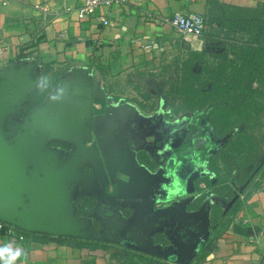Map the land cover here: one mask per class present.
<instances>
[{
    "label": "water",
    "instance_id": "95a60500",
    "mask_svg": "<svg viewBox=\"0 0 264 264\" xmlns=\"http://www.w3.org/2000/svg\"><path fill=\"white\" fill-rule=\"evenodd\" d=\"M40 69L33 58L0 68V221L30 233L105 239L158 259L191 264L212 235L213 209L203 198L201 181L208 177L213 183L216 173L202 167L201 155H194L208 143L206 136L193 132L186 140L192 152L189 165L163 168L132 136L124 150L105 142L120 130L116 124L99 129L115 112V98L92 76L60 79L39 106L27 110L43 83ZM95 101L105 102L104 114L96 113ZM121 105L139 112L130 102ZM173 149L172 157H182L179 148ZM177 180L182 192L173 195ZM80 196L94 199L89 217L77 214ZM94 221L102 226L99 232L92 230Z\"/></svg>",
    "mask_w": 264,
    "mask_h": 264
},
{
    "label": "crops",
    "instance_id": "0c3cea01",
    "mask_svg": "<svg viewBox=\"0 0 264 264\" xmlns=\"http://www.w3.org/2000/svg\"><path fill=\"white\" fill-rule=\"evenodd\" d=\"M207 1L130 0L110 8L99 7L94 15L80 17L85 0H0V40L8 45L0 55V68L33 58L41 65L43 81L58 83L64 77L84 78L85 74L99 80L110 93L109 83L125 72L149 66L171 51L197 48L198 37L179 32L163 19L177 11L205 14ZM220 1L252 8L264 5V0ZM99 15L108 16L110 24L103 25ZM138 109L134 115L148 118L155 111L162 116L166 112L162 108ZM185 119L180 115L173 122ZM162 153L155 157L163 168L178 169L179 163H191L190 158L172 157L171 151ZM186 162L185 166L189 165ZM201 187L203 191L211 189L204 180ZM211 194L217 202L224 201ZM219 225L205 257L197 256L191 264L260 262L264 254V165L241 193L238 207ZM35 234L38 236L20 240L17 234L0 232V264H122L126 258L122 245L90 248L62 236L45 239L43 234ZM17 251L20 256L13 260ZM210 254L211 260L207 259ZM152 264L177 263L160 259Z\"/></svg>",
    "mask_w": 264,
    "mask_h": 264
},
{
    "label": "trees",
    "instance_id": "16d2710c",
    "mask_svg": "<svg viewBox=\"0 0 264 264\" xmlns=\"http://www.w3.org/2000/svg\"><path fill=\"white\" fill-rule=\"evenodd\" d=\"M208 30L203 37L217 45L213 51H190V55L176 66L174 78L160 106L166 115L176 118L186 115L191 124L209 127L216 153L210 166L218 182L209 183V191L228 203L240 188L255 178L262 169L264 158V5L256 8L208 0L204 14ZM56 82L43 81L26 109L39 106ZM247 184L246 188L248 187ZM77 214L92 213L94 199H76ZM239 200L224 214V204H212V234L219 224L234 211ZM26 237L38 236L24 231ZM46 238L48 234H43ZM212 236V235H211ZM90 248L111 246L98 240L61 237ZM211 238V237H210ZM207 244L198 259L205 257ZM122 264H152L160 259L124 248Z\"/></svg>",
    "mask_w": 264,
    "mask_h": 264
},
{
    "label": "flooded vegetation",
    "instance_id": "af4514ba",
    "mask_svg": "<svg viewBox=\"0 0 264 264\" xmlns=\"http://www.w3.org/2000/svg\"><path fill=\"white\" fill-rule=\"evenodd\" d=\"M109 94L113 95L111 92ZM114 98H115V112H112L107 116L108 117L107 120L99 126V129H102L105 126V124L106 125L116 124L117 128H120V130H117L116 137L107 135V137L105 138L106 143L112 141V143H114L118 148L124 150L127 148V143H125L126 140L128 138L134 137L137 140V144L139 146L143 145L147 147L148 152L154 156L158 155L161 152H163L162 154H164V152H167L169 154L172 146H178L179 150L182 152L181 156L184 157V160H186L185 158H187L188 152L189 154H192L190 150V146L188 145L186 140L190 139V137L192 136V133L194 132L197 134V137L206 136V138L208 139V143L206 144V146L203 149L199 150L198 153L194 155L196 156L203 155V158H200L201 163L203 164L202 167H207L211 169L209 158L215 155L216 144L211 151H208L211 149L212 144H214V142L211 144V139L213 138L212 136H210L209 127L208 129H205L206 131H204V132H207L208 134L207 133L202 134L203 130L201 129V126H198L196 123L191 124L189 122V118H186L183 121H178L177 123H174L173 121L175 120V118H172L171 116H167L165 111H164V116H162L160 113L155 111L151 113L152 115L149 114L153 116V117L149 116V118L147 116L143 117V115L142 117L139 115H134L131 112H127V109L121 105V103L127 101L126 99L117 98L115 96ZM100 103L101 105L99 109H96V113L104 114L106 112V104L104 101H100ZM132 104L136 105L138 108H142L141 106L135 103H132ZM158 108L164 109L163 106H160ZM25 115L26 113H23L21 117L24 118ZM151 120L153 122H151ZM146 137L149 138L150 140L148 139L149 141H147L145 139ZM54 145H57L61 147L62 149L66 148V146L58 142H55ZM185 162L186 161H184V164L179 163L178 169H183V167L185 166ZM187 164L189 163L186 162V165ZM215 181L218 182V179L216 178L214 182ZM206 183L207 184L212 183L210 178L208 177L206 178ZM209 189L210 188H207L206 191H209ZM211 195L212 194L210 192L208 194V204L212 205V204H217V203H223L224 204L223 208L225 209L227 203L224 201L217 202V200L211 198L212 197ZM88 198L91 200L93 199L92 197H88ZM77 199H79V197ZM219 199L223 200L222 198H219ZM94 206H95V202L93 203L92 212L94 210ZM102 214L103 216H106V214L103 213V211H102ZM91 215L92 213H89L86 215V217L87 216L89 217ZM101 228L102 226L100 225V223L94 221L92 230L95 232H99ZM103 241H106V240L104 239Z\"/></svg>",
    "mask_w": 264,
    "mask_h": 264
},
{
    "label": "rangeland",
    "instance_id": "374dc122",
    "mask_svg": "<svg viewBox=\"0 0 264 264\" xmlns=\"http://www.w3.org/2000/svg\"><path fill=\"white\" fill-rule=\"evenodd\" d=\"M197 48L173 52L162 55L156 62L144 68H133L125 72L121 77L113 79L109 83L110 92L117 98H123L131 103L141 106L145 111L160 107L161 102H166V93L174 78L177 64L190 55V51H213L216 48L214 41H207L204 37H198ZM186 116V115H185ZM187 118V116H186ZM205 126L203 133L206 134ZM264 137V128L261 131ZM208 134V133H207ZM211 136V135H210ZM213 138V137H212ZM213 143L211 139V144ZM216 142L212 144L211 151ZM189 157H192L190 154ZM203 158V155H201ZM102 243H109L102 241Z\"/></svg>",
    "mask_w": 264,
    "mask_h": 264
},
{
    "label": "built area",
    "instance_id": "2783aa9c",
    "mask_svg": "<svg viewBox=\"0 0 264 264\" xmlns=\"http://www.w3.org/2000/svg\"><path fill=\"white\" fill-rule=\"evenodd\" d=\"M129 1L130 0H85L79 9V16L84 17L87 15H94L99 7L105 6L110 8L114 5L128 3ZM98 19L103 25L110 24V20L106 15H99ZM163 20L164 22L170 23L179 32L195 37H203L204 33L208 30L205 16L201 13H183L177 11ZM60 36H63V34ZM7 49V43L0 40V55L3 54ZM100 105V102H96L94 103V108L99 109ZM2 231H5L8 234H17L20 240L26 239L24 231L18 229L14 225L0 221V232ZM258 264H264V254L263 258Z\"/></svg>",
    "mask_w": 264,
    "mask_h": 264
},
{
    "label": "clouds",
    "instance_id": "9594fccd",
    "mask_svg": "<svg viewBox=\"0 0 264 264\" xmlns=\"http://www.w3.org/2000/svg\"><path fill=\"white\" fill-rule=\"evenodd\" d=\"M178 192H182V187L180 186V181H179V180H177V181H176V184L173 185V188H172V194L174 195V194H176V193H178ZM19 256H20V252L17 251V252L15 253V255L12 257V259L14 260V259H16V258L19 257ZM207 259H209V260L212 259L211 254L208 256Z\"/></svg>",
    "mask_w": 264,
    "mask_h": 264
}]
</instances>
